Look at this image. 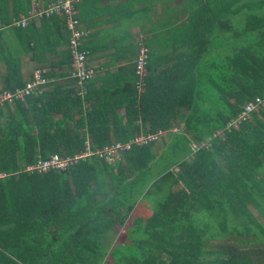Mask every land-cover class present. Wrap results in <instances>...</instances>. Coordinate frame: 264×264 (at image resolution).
<instances>
[{"label": "trees", "instance_id": "obj_1", "mask_svg": "<svg viewBox=\"0 0 264 264\" xmlns=\"http://www.w3.org/2000/svg\"><path fill=\"white\" fill-rule=\"evenodd\" d=\"M31 2L0 0V94L32 76L23 56L73 66L63 17L13 23ZM182 4L158 30L140 29L174 52L161 69L148 57L142 88L134 68L82 93L69 71H50L0 106V264H264V106L228 127L264 93V0ZM159 130L113 164L93 154L26 169Z\"/></svg>", "mask_w": 264, "mask_h": 264}, {"label": "crops", "instance_id": "obj_2", "mask_svg": "<svg viewBox=\"0 0 264 264\" xmlns=\"http://www.w3.org/2000/svg\"><path fill=\"white\" fill-rule=\"evenodd\" d=\"M52 1L54 0H32L31 8L25 14H20L19 16L27 15L31 10L43 8ZM78 3L79 5L82 3L77 8V14L81 17V24L85 29H90V34L83 41L82 47L87 51V64L94 69V75L88 80L93 92L101 90V88H105L117 80L122 83L133 76L132 71L133 68L135 69V59L138 46L142 42L141 39L146 42L149 36L152 37V42L148 48L149 59L154 64L152 67L158 66V69H161L166 66V63L162 62V58L169 57L174 53L171 51V47L166 48L161 44L162 38L153 37L154 33L152 32L156 30L144 34L140 28L146 29L151 26L158 30L159 25L161 27L169 22L167 20L171 18L174 12L173 8H184L182 0H88L85 2L80 0ZM59 16L65 20V16ZM42 17L34 15L29 22L33 21L40 25ZM64 23L66 25V20ZM129 23L130 25H128ZM120 28L123 29L121 30ZM132 43L134 44V49L129 50L128 46H132ZM24 59L25 61H23ZM60 59L59 55L47 54L45 63L51 64L57 60L60 63ZM22 62L23 73H26L27 77L33 74L34 70L41 68L45 70L44 73L52 71L57 74L58 81L64 80L61 78L63 71L66 70L71 73L74 68V65L72 66L71 64L70 67L68 63L63 64L62 67H59V65L48 67L44 63L31 61L26 56H23ZM151 71L155 73L157 70L151 69ZM71 86L73 87V84ZM74 87H77L75 83ZM105 90L103 89V91Z\"/></svg>", "mask_w": 264, "mask_h": 264}, {"label": "built area", "instance_id": "obj_3", "mask_svg": "<svg viewBox=\"0 0 264 264\" xmlns=\"http://www.w3.org/2000/svg\"><path fill=\"white\" fill-rule=\"evenodd\" d=\"M80 0H54L49 2L45 7L34 9L28 12L27 15H21L19 19L13 23L17 26H25L29 20L34 16H48L56 13L65 16L66 27L70 31L68 46L71 49L72 60L74 68L70 73V77L74 79L76 86L81 88L80 93L84 91V82L89 80L94 75V69L87 64V51L81 49L82 42L88 36V30L85 29L77 17L76 4ZM149 57V49L141 42L138 46L137 56L135 59V73L138 76L137 86L142 88V78L146 74V63ZM44 69L34 70L32 76L26 81L25 85L18 87L14 90H5L0 94V106L4 101L12 102L14 100L24 99L26 96L33 93L36 87L44 82L43 74ZM264 106V93L255 95L254 99L245 103L235 118L229 123V126L236 127L244 119L250 117L251 113L257 111L260 107ZM237 124V125H236ZM162 133L161 130L155 133L138 134L126 142H115L106 145L101 149L95 151L86 150L74 157L60 155L54 153L44 159H38L35 163L26 167L29 171L47 172L49 170H64L67 166L75 161L77 158L86 157L91 155H98L106 161L119 159L120 152L129 149L133 144H143L156 140ZM208 143V142H207ZM202 144L201 146H204Z\"/></svg>", "mask_w": 264, "mask_h": 264}, {"label": "rangeland", "instance_id": "obj_4", "mask_svg": "<svg viewBox=\"0 0 264 264\" xmlns=\"http://www.w3.org/2000/svg\"><path fill=\"white\" fill-rule=\"evenodd\" d=\"M261 10V9H260ZM134 17V16H133ZM137 17V16H136ZM20 27H22V26H20ZM124 27V26H123ZM115 29V28H114ZM121 30L123 29V28H120ZM141 29V28H140ZM111 30H113V28H111ZM142 30V29H141ZM130 32H131V30H130ZM143 40L144 39H141V41L143 42ZM23 61H25V59L23 60ZM24 74V73H23ZM24 77L26 78L27 77V74L25 73L24 74ZM186 110V109H185ZM237 125V124H236ZM239 125V124H238ZM238 125L236 126V127H238ZM175 129H177V127H173L172 128V130H175ZM162 134V133H161ZM160 134V135H161ZM223 135H224V132H222L220 129H218V131L217 132H215L212 136H220V137H223ZM202 144H205L204 145V147H206V146H208L209 145V142L207 143V142H204V143H202ZM108 163L110 162V163H112L113 164V160H109V161H107Z\"/></svg>", "mask_w": 264, "mask_h": 264}]
</instances>
